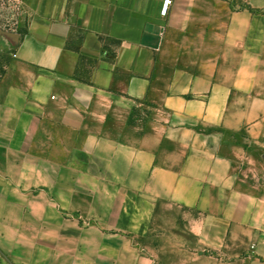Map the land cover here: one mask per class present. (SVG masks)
<instances>
[{"label": "crops", "instance_id": "1", "mask_svg": "<svg viewBox=\"0 0 264 264\" xmlns=\"http://www.w3.org/2000/svg\"><path fill=\"white\" fill-rule=\"evenodd\" d=\"M20 2L25 30L0 35V252L264 264V0Z\"/></svg>", "mask_w": 264, "mask_h": 264}, {"label": "rangeland", "instance_id": "2", "mask_svg": "<svg viewBox=\"0 0 264 264\" xmlns=\"http://www.w3.org/2000/svg\"><path fill=\"white\" fill-rule=\"evenodd\" d=\"M26 17L23 13L20 0H0V35L14 33L15 31H24ZM154 109L146 104H139L132 111L129 122L140 128H146L153 119ZM260 170L264 171V157L259 158L258 164ZM9 244V243H8ZM7 244V249L10 247ZM13 244V243H12ZM13 246V245H12ZM22 253H15L13 250L0 252V264H40L47 260L46 247L42 249Z\"/></svg>", "mask_w": 264, "mask_h": 264}, {"label": "built area", "instance_id": "3", "mask_svg": "<svg viewBox=\"0 0 264 264\" xmlns=\"http://www.w3.org/2000/svg\"><path fill=\"white\" fill-rule=\"evenodd\" d=\"M173 0H165L164 2V6L162 9V14L163 15H167V13L169 12L170 9V5L172 4Z\"/></svg>", "mask_w": 264, "mask_h": 264}]
</instances>
